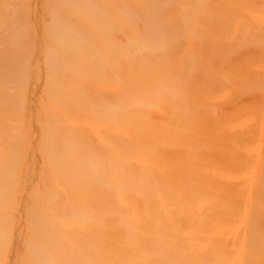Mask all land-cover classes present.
<instances>
[{
	"label": "bare ground",
	"instance_id": "6f19581e",
	"mask_svg": "<svg viewBox=\"0 0 264 264\" xmlns=\"http://www.w3.org/2000/svg\"><path fill=\"white\" fill-rule=\"evenodd\" d=\"M16 1L0 15V233L11 222L4 200L11 180H21L17 165L27 169L25 158L35 152L30 124L20 128L16 121L26 115L35 26ZM47 6L55 11L52 24L42 26L48 39L42 53L49 86L64 84V92L52 91L42 105L49 140L39 149L51 151L42 176L51 203L30 206V219L33 227L77 221L92 232L69 229L56 241L38 236L21 264H33L31 255L39 264H264V168H252L264 137V0H47ZM188 39L193 53L185 52ZM10 77L20 78L15 97L5 84ZM61 154L66 177L59 186ZM256 172L260 201L250 203L246 236L236 226ZM153 194L158 198L150 202ZM41 197L39 189L33 193V201ZM128 209L136 210L134 218ZM187 230L202 255L186 251Z\"/></svg>",
	"mask_w": 264,
	"mask_h": 264
},
{
	"label": "rangeland",
	"instance_id": "374dc122",
	"mask_svg": "<svg viewBox=\"0 0 264 264\" xmlns=\"http://www.w3.org/2000/svg\"><path fill=\"white\" fill-rule=\"evenodd\" d=\"M16 2L18 5L20 4L25 9L31 11L29 20L35 26V34L33 35V46L35 47V50L31 51L32 57L30 58L29 69L26 72L30 80L28 84L25 85L24 90V113H26V115L22 113L16 120L20 128H24V124L26 126L30 124L29 127L32 130V136L31 138H29L28 143L35 152H32L30 154L28 153L30 156L27 154V158H25L29 160V163H27V169L25 165H17V170H19L20 173L22 171V173L20 174L21 180L18 179L19 176L16 179L11 180L12 191L9 192L4 200L10 203L11 209L9 213L11 222L9 223V225H6V223L2 224V226L4 227V231L0 233V264H21L22 258L29 254V251L33 247V244L34 242H36L38 236L39 238L43 236L42 238L45 239H50L52 237L56 241L61 232L67 231L69 229H74L81 234H90L92 232V228L90 226L84 225L83 223L77 221H74L69 225L65 223L52 225L51 222L47 221L42 222L41 224H38L34 227L31 224L30 213L32 207L30 206H35L36 203L39 205L48 206L51 203V199L45 194L46 184H44V181L42 180L43 174L51 168V151L49 148L45 149L44 152H41L42 150L39 149L40 144L44 142L46 143L49 140L47 134L44 133V130L48 129L50 123L41 109L43 107L42 105L46 103V100L49 98L52 91L54 92V94H56V96H60L63 94L64 84L60 83L58 86L53 88V90L49 86L50 71L46 66V62L48 61L47 58L43 55L44 53H42V49L45 47V44L48 43V39L46 35H44L45 33L43 32L42 26L52 24L55 9L53 7L47 6V0H17ZM6 6L9 9L17 8L15 0H0V15H2ZM189 8L190 4L187 1H184L181 3L179 9L180 11L185 13L188 12ZM21 24L22 23L15 25L16 29L19 30L20 26L23 25ZM75 36V34L71 35V41L75 39ZM185 50L184 51L188 53H193L196 50L192 39H188L185 43ZM3 51L4 47L1 45L0 54H2ZM181 61L182 59L176 62V67L178 65L179 69H181ZM203 63L206 64L204 60ZM19 80L20 78L18 77H10L5 82L6 86H9L11 88L10 95L12 97H15L19 93L20 89L18 90L19 86H17ZM73 87L78 88L77 85H73ZM111 87L114 90H118L119 88L117 84L112 85ZM218 100V98L214 99V101ZM255 101L258 102L260 100L257 97L255 98ZM27 115L28 117H30L26 118ZM21 119L23 120L21 121ZM20 137L26 141L25 137H23L21 133H16V140L21 139ZM23 139H21V141H23ZM180 141L182 144H184L186 140ZM260 143L261 151L259 152V158H257L258 161L252 167L257 171L260 168H264V137L260 138ZM241 151L242 153H248L250 149L243 148L241 149ZM60 159L61 162L59 161V165L62 169L61 173H55L51 171L53 172V174L55 173L54 179L59 186L61 178L66 177H61V175H65L66 173V168H64L65 155L61 154ZM257 174L258 173L256 172L252 175L253 183L249 189L250 191L247 194V204L243 207L242 213L237 221L238 225L236 226L237 232L240 234L243 233L246 236L251 234L250 226H248L246 223L247 217L250 213V203L255 202L257 204L260 201H258L256 186H254V181L258 178ZM245 176L246 175H241L238 179H242ZM15 181H17V183L21 184L22 186L16 188V185L14 183ZM38 189L41 191L42 197L37 201H33V193H35V191H37ZM79 194H83V191L79 192ZM212 196L213 194L208 195L207 199L209 200ZM157 198L158 195L153 194L149 200L150 202H154ZM196 212L198 214H201L202 208L198 207L196 209ZM128 215L134 218L136 215V210L128 209ZM254 224L257 225V222H254ZM133 227L138 230L139 224L135 222ZM155 227L157 229H160V224L157 222L155 224ZM182 237L188 243V247H186L187 252L197 255H202L204 253L203 247L190 244L191 232L189 230L184 231L182 233ZM29 259H31V263L39 264L37 262L38 257L36 255H31ZM41 264L48 263L45 262Z\"/></svg>",
	"mask_w": 264,
	"mask_h": 264
}]
</instances>
